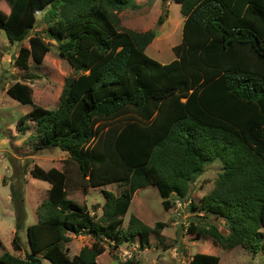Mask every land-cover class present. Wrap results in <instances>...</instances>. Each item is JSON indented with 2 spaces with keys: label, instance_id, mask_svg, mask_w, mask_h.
Listing matches in <instances>:
<instances>
[{
  "label": "trees",
  "instance_id": "obj_1",
  "mask_svg": "<svg viewBox=\"0 0 264 264\" xmlns=\"http://www.w3.org/2000/svg\"><path fill=\"white\" fill-rule=\"evenodd\" d=\"M0 29L11 43L28 38L15 64L29 69L42 64L51 45L36 27L46 10L48 34L77 76L67 79L56 109L40 105L20 117L18 128L36 126L37 149L56 147L78 164L83 191L101 187L102 215L69 198V173L35 165L33 177L51 184L37 207L38 220L27 227L24 257L9 251L0 264H100L105 242H160L166 223L153 228L132 216L124 228L134 194L156 185L162 204L171 209L184 200L190 183L207 165L221 162L215 187L194 210L224 218L228 234L217 226L187 228L197 239L208 233L224 249L242 245L254 255L264 251V0H175L184 17L183 39L175 58L162 63L147 53L156 31L123 27L118 15L135 0H7ZM167 12L158 18L164 24ZM2 53L0 49V60ZM8 94L33 105L30 85L15 82ZM121 182L117 195L103 189ZM16 230L12 240L21 251L20 232L27 218L24 194L12 188ZM90 235L92 246L69 255L70 235ZM111 244V243H110ZM2 239L0 237V247ZM114 246V245H113ZM125 264H133L128 261ZM189 264H220V256L195 253Z\"/></svg>",
  "mask_w": 264,
  "mask_h": 264
},
{
  "label": "rangeland",
  "instance_id": "obj_2",
  "mask_svg": "<svg viewBox=\"0 0 264 264\" xmlns=\"http://www.w3.org/2000/svg\"><path fill=\"white\" fill-rule=\"evenodd\" d=\"M137 8L127 6L118 12L123 27L135 31H156L155 39L148 45L147 53L162 63H168L175 58L173 47L183 39L184 17L180 11V4L175 0H135ZM0 10L8 12L7 0H0ZM167 12L162 25L157 21ZM49 13L42 10L37 14L36 27L31 35L40 32L51 51L46 54L42 64H36L32 59L29 69L23 70L15 64V57L22 46H29L28 38L23 42L11 43L4 30L0 29V237L2 246L0 255L5 251L24 257L29 250L27 227L37 222V207L44 201L51 184L32 176L31 170L35 165L44 169L56 167L69 173V198L87 204L92 215H102V206L105 196L101 187L83 191L78 164L66 160L69 154L59 148L37 149L36 126L28 120L31 129L23 132L17 124L21 116L29 113L35 105L48 109H56L60 104V97L68 78L77 76L72 65L59 52V45L48 34ZM174 31V32H173ZM177 36H174V35ZM30 85L33 89V105H25L11 97L7 90L15 82ZM222 171L221 162L207 165L204 172L190 183L189 193L183 200V207L172 205L167 210L162 204V196L156 185L139 189L133 197L128 212L123 216L124 228L132 216L141 219L146 225L153 228L157 222L166 223L162 234L165 240L160 242L154 235L147 241L137 239L135 243L125 241L119 246L114 242H105L106 251L98 256L100 264H189L192 256L197 253H208L220 256V264H264V251L254 255L242 245L233 249H224L215 244L214 238L207 232L197 239V233H189L187 228L195 222L197 230H209L210 225L228 234V226L224 218L205 211L194 210L191 202L200 203L202 198L215 187L219 173ZM24 194L27 218L24 228L20 232L23 249L15 251L12 247L13 236L16 230V210L13 203L12 188ZM127 187L124 183L113 182L103 189L113 191L117 195ZM67 243L69 255L78 254L85 246H92L95 242L90 235H72ZM111 243V244H110ZM114 245V246H113ZM45 264H51L45 259Z\"/></svg>",
  "mask_w": 264,
  "mask_h": 264
},
{
  "label": "built area",
  "instance_id": "obj_3",
  "mask_svg": "<svg viewBox=\"0 0 264 264\" xmlns=\"http://www.w3.org/2000/svg\"><path fill=\"white\" fill-rule=\"evenodd\" d=\"M175 202H176V205H177L179 208L183 207V205H184V202H182L181 200H176Z\"/></svg>",
  "mask_w": 264,
  "mask_h": 264
},
{
  "label": "clouds",
  "instance_id": "obj_4",
  "mask_svg": "<svg viewBox=\"0 0 264 264\" xmlns=\"http://www.w3.org/2000/svg\"><path fill=\"white\" fill-rule=\"evenodd\" d=\"M176 200H181V199H175V200H174V205H176V202H175ZM181 201L183 202V200H181Z\"/></svg>",
  "mask_w": 264,
  "mask_h": 264
},
{
  "label": "crops",
  "instance_id": "obj_5",
  "mask_svg": "<svg viewBox=\"0 0 264 264\" xmlns=\"http://www.w3.org/2000/svg\"><path fill=\"white\" fill-rule=\"evenodd\" d=\"M174 32V31H173ZM174 36H177L176 34Z\"/></svg>",
  "mask_w": 264,
  "mask_h": 264
}]
</instances>
